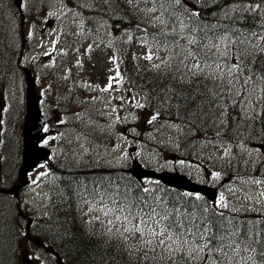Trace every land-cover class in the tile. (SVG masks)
<instances>
[{"label": "trees", "instance_id": "1", "mask_svg": "<svg viewBox=\"0 0 264 264\" xmlns=\"http://www.w3.org/2000/svg\"><path fill=\"white\" fill-rule=\"evenodd\" d=\"M93 1L98 6L105 4L103 0ZM163 3L170 11L179 9L186 14L184 18L186 32L193 35L192 51L198 56L206 55L205 58L216 56V47L205 46L218 45L221 37L228 36L230 39L226 40V43L229 55L233 58L232 64H235L237 46L252 51L247 44L242 43V37L240 40L237 39V33L264 32V28L261 27V9L255 8L256 4H262L264 7L262 0H180L179 4L175 3V0L174 4L164 0ZM233 5L239 6L237 10H231ZM110 18L112 23L119 22L123 25L130 23L126 17L115 18L111 15ZM168 39L170 43L172 38ZM258 39L259 36L253 37L252 42L255 43ZM260 44L264 45V40H261ZM253 60L255 63H249ZM133 63V71L139 79L143 78L146 86L151 90L150 101L154 105H159L157 110L164 115H156L154 124L158 129L163 130L162 123L168 121L165 116L174 117L179 121L181 126L179 143L182 152L186 155L196 153L198 136L205 134L220 136L224 133V138L235 140L241 138L243 141L264 144V82L260 80L264 77V66H262L264 53H257L255 57L250 55L245 61L249 63L252 73L247 68L239 77L235 73L241 81L243 77L251 75V83L260 88L261 112L248 119H240L234 106V99L229 94V80L223 76H216L214 80H209L211 78L195 80L200 83L195 84L194 81V84L188 83L186 86L183 82L174 83L173 77L161 75L158 71L148 72L146 69L137 68L138 60ZM139 66H143L142 61ZM167 88L172 89L169 95L164 93ZM223 110L228 113V124L220 130L216 123ZM20 114H23L21 107H19V116ZM5 139L4 150L13 158L11 168L16 170L17 151L19 149L20 164L23 149L22 129L19 130V140L17 135L10 136V134H6ZM50 164L52 172L56 173L58 178L59 187L56 206L49 217L37 219L36 222L26 219L20 208V202L18 207L12 196L3 195L6 201L0 206V264H17L18 251L20 253V250L26 246L33 249H39L41 246L46 251L49 264H170L169 256L163 253L153 252L151 248L138 246L133 248V245L124 242L120 237L110 238L98 231L89 230L76 211L79 202L89 199L111 203L125 212H127L124 208L125 204H132L135 211L136 204L141 200L151 201L153 205L159 203L168 208H178L181 213L194 214L196 223H200V218L206 216L213 225V231L217 230L216 224L222 222L225 231L237 234L230 239L235 241L238 249L229 251L232 259L226 261V264H244L243 259L248 257L251 259L245 264H264V256L261 255L264 248L259 243L243 242L264 241V213L258 217L250 213L229 215L224 210L205 213L208 203L204 200H196L195 196H187L181 191L159 183L157 184L161 185L160 187L148 188L149 192H143L142 184L123 168L106 172L100 166L84 167L67 164L63 158L55 159ZM1 165L4 163H0ZM253 168L249 164L247 171L264 175L263 169L251 171ZM225 169L229 174L234 173L232 165H228ZM140 206L145 207L147 211L146 206L143 204ZM181 218L184 219L183 216ZM248 233L250 235H246ZM223 234L221 232V235ZM145 251L149 257L156 259L142 261L140 256ZM128 252L132 253L134 259H129ZM161 255H163L162 262L159 260ZM181 256V253L176 254L177 264H184Z\"/></svg>", "mask_w": 264, "mask_h": 264}, {"label": "rangeland", "instance_id": "2", "mask_svg": "<svg viewBox=\"0 0 264 264\" xmlns=\"http://www.w3.org/2000/svg\"><path fill=\"white\" fill-rule=\"evenodd\" d=\"M79 1L81 4H91L89 0ZM128 1L133 12L139 10L144 13L143 18L136 24L135 32L141 28H158L167 32L183 31L184 21L180 18H174L172 20H175V23H172V20L166 16L165 11L157 5L148 3L146 0ZM21 2L22 8L18 11L13 0H0V27L7 30L6 35L9 42V46H6L4 50L5 57H3V50L0 53V85L4 83V86H0V121L8 113L7 121L10 126L8 134L12 133L13 129L19 131L22 127L21 123L13 125L14 108L25 104L27 101V88L30 83L32 84V94L40 98L47 94L45 88L48 84H52L50 81H56L58 84L67 87L72 85V89L68 87L69 96L76 86L82 88L84 94H91V90L95 87V80L90 77V72L95 70L98 74H101L105 68L111 71L118 69L121 52L127 45H130L129 42L133 36V32L125 28H112L111 23L105 19H95L94 27L86 25L83 14L75 7L69 6L66 0H21ZM98 30H101V33H98ZM138 32L140 33L141 30ZM118 33L119 36L116 35ZM124 42L126 44H123ZM17 49H19V54H25L28 50L30 52V64L27 66V70L25 69V72L22 73L19 72V75L13 68L2 64L4 61L10 65L11 55L16 53ZM139 50L151 55L157 62L161 60L168 62L167 46H163L162 49L147 50L139 45ZM228 51L227 45L222 42L216 49L215 61L204 63L186 53L182 50V47H178L173 50L172 58H177L180 62V68L199 63L206 72L212 71L234 81V73L229 74L228 72L230 67L228 62H232L225 60L229 55ZM41 55L47 56V60L43 61L40 58ZM56 55L60 57L58 58ZM220 58H223L221 62ZM206 64L210 67H205ZM217 65L220 67L218 68ZM234 83L235 88L233 91L239 99L244 116L253 113L256 105L260 103L258 94L255 93V90L245 93V89L241 88V84H244L242 81H234ZM64 93V88L59 89L56 91V96ZM73 98L75 106H79L83 101L82 95H73ZM144 98L145 92L142 89H137L130 95L127 94L126 90H123L117 94L99 97L95 101V108L100 116L99 119H86L83 115H79L84 113L83 109L75 111L74 114L76 115L68 116L67 112H71V110L67 111L65 105L47 102L46 106L50 120L49 125L41 135H57L59 131H64L66 138L73 140L75 143H71L72 145L69 147L60 148L58 153L66 155L68 160L70 159L75 163H81L82 160L90 163L96 160L98 164L104 162L110 166H118L124 161L132 160L133 162L138 161L137 159H145L153 165L170 162L171 160L167 159L168 154L166 151L159 153V155L156 153L157 156L155 157L154 147H150L147 142H137L130 139L131 136L127 135V130L123 126L124 120L134 124L143 118L142 123L141 120L139 122L141 123L139 127L140 135L142 136L148 130L153 119L148 116V113H144ZM65 116L68 120L67 123L65 122L67 120L64 119ZM72 120L80 121L82 125L71 122ZM84 121L94 130L99 129L103 134L108 135L110 137L109 141L106 144L89 145L88 138L85 135ZM23 126L25 127L24 123ZM149 142L154 145L157 143L167 144L168 148L172 149H175L177 144L175 136L166 135H160V137L150 135ZM56 144V140L52 139L49 145L53 147ZM230 146L221 148L217 145H210L209 150L226 154L229 152ZM263 149L260 148L257 152L260 153ZM242 152L250 154L252 149L251 147H244ZM102 154H109L110 157L106 156L100 159ZM49 175L46 166H39L29 174L30 186L23 193V205L34 207L39 213L48 212L51 205L49 185L53 179V177L49 178ZM249 180L250 183L246 185L249 186L248 188H254L253 194L241 191L244 194V199L252 201L253 204L251 205L264 206V177L259 180ZM252 181L255 185L251 184ZM256 181H259V183ZM232 202L239 203L237 199ZM80 208L89 229H97L106 236H119L128 239L139 245V247L146 246L143 240L150 238L147 233L144 234L142 239L140 233H126L124 231L126 227L131 226L124 220L125 213L121 211L119 213L114 212L104 204L89 203L83 207L81 205ZM109 221L112 223H109ZM132 223L139 224L140 218L137 217ZM23 250L20 255L18 252L19 264L43 263V259L37 252L28 248ZM156 250L161 251V248L156 247ZM162 253L169 256L167 252ZM205 259H207L206 255ZM198 264H204V260H200Z\"/></svg>", "mask_w": 264, "mask_h": 264}, {"label": "snow or ice", "instance_id": "3", "mask_svg": "<svg viewBox=\"0 0 264 264\" xmlns=\"http://www.w3.org/2000/svg\"><path fill=\"white\" fill-rule=\"evenodd\" d=\"M175 3L179 4L180 0H175ZM262 3H264V0H262ZM238 7L237 5H233L231 10L235 11ZM255 8L261 9V27L264 28V7H262V4H256ZM257 36H259V39L253 43L252 38ZM241 37L242 43L247 44L252 51L249 52L247 48L237 46V63L232 64L228 72L229 74L236 73L238 77L243 74L245 68L252 73L249 63H255V60L245 63L250 55L255 57L257 53H264V45L260 44V41L264 40V32H238L237 39L240 40ZM220 39L221 41H226L229 40L230 37L224 36ZM205 47L218 48L219 45H206ZM151 58V55H149L148 59ZM262 66H264V63H262ZM205 67H210V65L206 64ZM217 67L219 68L220 66L217 65ZM191 70L195 75L202 72L203 68L199 63H194L191 65ZM255 74L256 73H253V75ZM260 80L264 82V77H261ZM243 81L246 85L251 83L252 76L243 77ZM228 83L231 84L232 81L229 80ZM256 182L259 183V181ZM143 192L147 193L149 189L144 188ZM221 200H223V197H221ZM141 204L147 207V211L145 207L140 206ZM124 208L127 209L128 213L124 216V220L131 225L130 227H126L124 231L126 233H140L142 239L144 234L147 233V236L150 238L144 239V244L150 247L153 252H155L156 247H160L162 252H167L170 264H177L175 260L177 253L182 254L181 259L184 264H196L197 260H204V264H226V261L232 259V256L229 255V251L238 249V245L235 241L230 239L237 234L225 231L222 222H218L216 224L217 230L213 231V225L206 216H202L200 218V223H196L194 214L181 213L178 208H168L166 205H161L159 203L153 205L151 201L145 200H141L136 204L135 211H133L132 204H125ZM204 211L206 213L207 209ZM182 216L184 219L181 218ZM221 216H223L222 213ZM137 217L140 218V223L133 224L132 221ZM109 223L112 222L109 221ZM153 225L156 227H153ZM161 225L163 226L160 227ZM193 228L195 231H193ZM221 232L224 234L221 235ZM246 235H250V233ZM243 242L259 243L261 247L264 248V241ZM132 247L135 248V246ZM214 254H219V256H215ZM205 255L207 259H205ZM261 255L264 256V251L261 252ZM128 256L129 259H134L131 252H128ZM140 259L142 261H148L154 260L156 257H149L145 251L141 254ZM248 259H251V257H248ZM159 260L160 262L163 261V255L159 257Z\"/></svg>", "mask_w": 264, "mask_h": 264}, {"label": "water", "instance_id": "4", "mask_svg": "<svg viewBox=\"0 0 264 264\" xmlns=\"http://www.w3.org/2000/svg\"><path fill=\"white\" fill-rule=\"evenodd\" d=\"M17 3H19V0H17ZM26 126H27V129L25 131L26 151L24 154V160L20 171L23 182L19 185V188L27 181L26 180L27 171L31 170L38 162L43 161L46 158L47 154L49 153L48 149H45L44 147H39L37 145V142L33 139L34 133L42 127V122L40 119L36 98L30 99L28 102V118H27ZM132 172L134 175L142 179H147L150 177L159 178L165 183H168L170 185H173L181 189H185L186 191L204 193L211 199L216 198L215 190L199 188L197 186H194L186 182L183 179V177L178 176L176 174H172V173L157 174L154 171L145 170L138 165H135V167L132 169Z\"/></svg>", "mask_w": 264, "mask_h": 264}, {"label": "bare ground", "instance_id": "5", "mask_svg": "<svg viewBox=\"0 0 264 264\" xmlns=\"http://www.w3.org/2000/svg\"><path fill=\"white\" fill-rule=\"evenodd\" d=\"M162 2L164 1V0H161ZM167 2L169 1V3H171V4H174V0H166ZM171 16L172 17H174V18H186V14H184L183 12H181L179 9H175L172 13H171ZM203 79H205V77L203 78L202 76H196L195 77V80L196 81H198V80H203ZM194 80V81H195ZM209 80H214L213 78H211V79H209ZM195 81V84H198V83H200V82H196ZM244 89H245V93H250L251 91H253L254 89H253V86L251 85V84H247V85H245V87H244ZM230 94V97H232L233 98V95L231 94V93H229ZM216 125H217V128H219L220 130H222V128L226 125V123L221 119V118H219L218 120H217V123H216ZM202 139H203V136L202 135H199L198 136V143L196 144V148H195V151H202V150H204L203 149V144H202ZM204 159V158H203ZM121 168H123L126 172H127V168L126 167H117V168H115V169H113V171L114 170H118V169H121ZM106 191H108V189H106ZM111 193V192H110ZM110 238H112V237H110ZM120 239H122V240H124V242H126V243H128L129 245H132L131 244V242L128 240V239H125V238H120ZM134 246V245H133ZM229 254H231L230 252H229ZM215 256H216V254H214ZM250 260L248 259V258H245V259H243V261H242V263H246V262H249ZM200 262V260H198L197 262H196V264H198Z\"/></svg>", "mask_w": 264, "mask_h": 264}]
</instances>
